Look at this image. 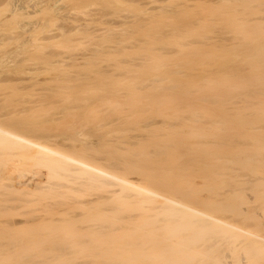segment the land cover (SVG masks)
<instances>
[{
    "label": "bare ground",
    "instance_id": "6f19581e",
    "mask_svg": "<svg viewBox=\"0 0 264 264\" xmlns=\"http://www.w3.org/2000/svg\"><path fill=\"white\" fill-rule=\"evenodd\" d=\"M126 1L0 17V264H264V0Z\"/></svg>",
    "mask_w": 264,
    "mask_h": 264
},
{
    "label": "rangeland",
    "instance_id": "374dc122",
    "mask_svg": "<svg viewBox=\"0 0 264 264\" xmlns=\"http://www.w3.org/2000/svg\"><path fill=\"white\" fill-rule=\"evenodd\" d=\"M2 2H0V4L1 3H3V4H5L6 2L4 1V0H1ZM4 1V2H3ZM132 1V0H131ZM135 1H137L138 2V4H140L139 6L140 7H143V9H146V8H148L149 7V2H150V0H135ZM9 2H10V0H9ZM12 2V3H11ZM11 2H10V6H12L11 4H13V2H14V0H11ZM68 2V1H67ZM126 2H129V0L128 1H126ZM63 3V5H64V3L65 2H62ZM3 4H1L0 5V17H3L4 15H5V13H6V15L9 13V8H10V6H7L8 4L6 3V5H3ZM66 4V3H65ZM68 5H64V8L62 7L60 10H58V12H59V14H54V13H56L57 12V10L55 11L54 10V12H53V14L55 15V16H53V17H51L53 20H52V22L50 23V26H49V28H50V30H48V31H50L53 35H57V37H56V40L57 39H59V38H63V39H60L59 41H61V43H59V41H58V46H57V48L56 49H58L57 51L59 52H63L64 53V51L66 52V53H68V52H72V51H74L75 50V48L76 47H65L66 46V43H67V41H69L68 39H67V36L65 35L64 36V33L63 32H66L65 30H63V28L64 29H68L67 27H68V22L69 21H72L73 22V20L75 19L72 15H73V10H71V14L68 12V10H66L67 8L69 9V7H66L65 8V6H69V3H67ZM3 7H5V8H3ZM91 7V6H90ZM96 7V8H95ZM97 7H99V6H94V8L93 7H91V10L93 9H97ZM112 7H115V6H112ZM5 9V10H4ZM8 10V11H7ZM93 10H92V12H93ZM98 10H100L99 11V13L97 14V13H95L94 15H96V16H100V15H102V17H103V19H104V22L102 21L101 22V25H100V23H99V25L100 26H102L101 28V31H99V33H103L102 32V30H104L105 28H103V27H105L106 25H107V23L110 25V26H117L118 27V25H120V24H122L123 22H124V18L125 17H123L124 16V14L126 13H129V12H124V11H126V10H124V11H120V12H118V14H121L120 16L118 15V14H115V13H110L111 12V10H113V9H109V8H107V10H106V7H104V11L102 10V8L100 7V8H98L97 9V12H98ZM148 10L149 11H151V9L150 8H148ZM3 11V12H2ZM63 11V12H66L67 11V15H68V17H69V15H70V19L68 20L65 16H63V17H60L61 15L60 14H63V12L61 13V12ZM96 11V10H95ZM101 11H103L104 12V14H102V13H100ZM91 12V13H92ZM142 12V11H141ZM65 14V13H64ZM100 14V15H99ZM130 15H131V13H129ZM3 15V16H2ZM58 15V16H57ZM93 15V14H92ZM118 15V16H117ZM91 16V15H90ZM57 17V18H56ZM71 17H73L74 19H71ZM92 18H93V16H91ZM95 17V16H94ZM131 17V16H130ZM139 18H134L133 16H132V18H129L128 19V17H126L125 18V20H130V24H131V22L132 21H135V22H141V24H144L143 23V21H147L143 16H138ZM63 18H65V19H63ZM97 18H99V17H97ZM63 20H64V22H63ZM121 21H123L122 23H121ZM72 22H70V23H72ZM80 22V21H79ZM78 22V20H77V22H75V23H79ZM119 22H120V24H119ZM129 22V21H128ZM64 23V24H63ZM69 23V24H70ZM75 23L73 22V25H75ZM92 23V24H91ZM90 24H89V26H90V32L93 34V29L95 28V26H99L98 25V22H97V25H96V23H95V25L93 26L94 28H92V26L91 25H93L94 24V22H91ZM102 23H103V25H102ZM14 25H16V24H11V26H12V29H11V27H8V28H10V30H8L7 32H11V33H15V34H17V36H18V38L14 35V34H12V37L11 36H9V37H11L10 39H9V41L11 42H8L10 45H8V47H10L9 49H11V45L13 44L14 46H15V44L17 45V42L19 41V39H23V36H25V31H26V28L25 27H23L24 29H25V31H23L22 29L23 28H20L19 29V27L18 26H15V28L13 29V27H14ZM61 25H62V28H61ZM67 25V26H66ZM71 25V24H70ZM109 25H108V27H109ZM123 25H125V24H123ZM121 26V27H126V26ZM20 26V25H19ZM72 26V25H71ZM18 27V28H17ZM60 27V28H59ZM113 27V28H114ZM116 27V28H117ZM48 28V27H47ZM70 28V27H69ZM92 28V29H91ZM98 28H99V30H100V27H97V29H94L95 31L97 30V32H98ZM107 28V27H106ZM119 28V27H118ZM115 29V28H114ZM15 30V31H14ZM16 30H17V33H16ZM18 30H19V33H20V35H19V33H18ZM53 30V31H52ZM57 30V31H56ZM6 31V30H5ZM13 31V32H12ZM47 31V32H48ZM56 31V32H55ZM60 31V32H59ZM89 31V30H88ZM105 31H107V30H105ZM1 32V31H0ZM6 32V33H7ZM9 32V34L7 33V35H10L11 33ZM47 32H45L46 34L45 35H47ZM62 32V36H59L58 37V35L60 34ZM97 32H94V34L95 33H97ZM5 32L3 31V32H1L0 34H1V36L4 34ZM42 33V32H41ZM49 33V32H48ZM51 33H49V34H51ZM55 33V34H54ZM58 33V34H57ZM99 33H97L98 35H99ZM105 33V32H104ZM48 34V35H49ZM93 34V35H94ZM100 34V35H101ZM44 35V34H43ZM43 35H41V36H43ZM55 35V36H56ZM76 35H78L77 33L74 35L75 36V39H76V37L79 39L80 38V40H81V43L79 44V42L80 41H75V43H77V49L75 50V51H77L78 49H80V47H83L82 45H84V44H87L90 40H89V36L88 37H83V35H85L84 33H83V35H81V34H79V36H76ZM82 36V37H81ZM87 36V35H86ZM14 37H16L15 39H14ZM65 38H66V40H65ZM81 38H83V39H81ZM86 38V39H85ZM78 39H76V40H78ZM85 39V40H84ZM63 41H65V42H63ZM85 41V42H84ZM69 43H73L72 41H69ZM65 44V45H64ZM13 45H12V47H13ZM14 48V47H13ZM55 49V50H56ZM82 49V48H81ZM72 50V51H71ZM9 51V50H8ZM79 51V50H78ZM81 52H82V50H80ZM79 51V52H80ZM0 54H1V52H0ZM80 54V53H79ZM77 55V54H76ZM14 64H12V68H11V70H10V72H8V75L10 74V76L11 77H14V76H19L20 74H23L24 75V73H21V72H19L20 70V66H19V69L17 68L18 66H16V64L14 65L15 67H16V69L14 70L13 68H14V66H13ZM26 64H24V66H25ZM25 69H26V67H25ZM25 69H24V71H25ZM17 70H19V71H17ZM25 75H27V74H25ZM10 91V90H9ZM9 91H8V93H9ZM11 92H13V93H15V91H11ZM11 92L9 93V97H12L13 98V96H11V95H13V94H11Z\"/></svg>",
    "mask_w": 264,
    "mask_h": 264
}]
</instances>
